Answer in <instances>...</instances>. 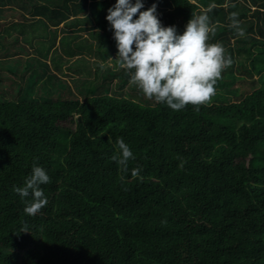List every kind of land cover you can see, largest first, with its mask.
Masks as SVG:
<instances>
[{
    "label": "trees",
    "instance_id": "1",
    "mask_svg": "<svg viewBox=\"0 0 264 264\" xmlns=\"http://www.w3.org/2000/svg\"><path fill=\"white\" fill-rule=\"evenodd\" d=\"M115 2L0 0V264H264V0H144L178 33L206 14L232 61L209 101L180 111L116 59L90 79L86 51L117 56ZM49 70L78 76L74 97ZM33 164L48 204L28 216L13 189Z\"/></svg>",
    "mask_w": 264,
    "mask_h": 264
},
{
    "label": "clouds",
    "instance_id": "2",
    "mask_svg": "<svg viewBox=\"0 0 264 264\" xmlns=\"http://www.w3.org/2000/svg\"><path fill=\"white\" fill-rule=\"evenodd\" d=\"M145 9L144 0H116L105 17L117 50L120 69L129 74L149 100L165 104L174 111L188 105L206 103L215 94V85L224 68L232 63L225 58L219 43H208L209 17H192L182 33L176 26H164L157 15V5ZM237 21L233 19V26ZM243 35V31H240ZM118 152L113 161L128 171L135 159L123 138L116 141ZM140 169H133L137 176ZM50 183L47 171L33 164L22 187L13 191L25 201L24 213L35 216L48 204L42 185ZM31 197V200L26 198Z\"/></svg>",
    "mask_w": 264,
    "mask_h": 264
},
{
    "label": "rangeland",
    "instance_id": "3",
    "mask_svg": "<svg viewBox=\"0 0 264 264\" xmlns=\"http://www.w3.org/2000/svg\"><path fill=\"white\" fill-rule=\"evenodd\" d=\"M81 35H82V37H86L85 39H90V37H89V33H86V32H81ZM79 56V55H78ZM77 56V57H78ZM85 56H86V59H87V61H88V63H89V69L91 70V73H92V75H91V77H90V79H93L94 78V75H93V73H94V71H95V69H96V66L98 67V66H101L102 67V70L101 71H104L105 69V67L106 68H110V69H116V67H115V65H114V63H113V60H115V59H117V56H114L113 55V57H111V58H108L107 60H104V61H102L101 59H99V58H97L96 56H95V54H94V51L92 52H87L86 51V54H85ZM76 58H74L73 60H75ZM104 69V70H103ZM50 71V74H53V75H57L58 77H59V79H60V82H64L65 83V85L68 87V89H69V91H71V94L69 95V97H74V93H73V91L72 90H74V88H73V83H72V79H77V77L78 76H76V75H72L71 73H67V72H63V74H60V73H58L57 71H55V70H49ZM99 81H101V82H103L100 78H99ZM114 81L115 80H112V84L114 83ZM107 83H108V81H106ZM243 86V89H245V90H247V91H249L250 90V88L248 87V85L246 84V85H242ZM237 87H238V85H237ZM108 88L110 89V88H112L113 89V86L112 85H109L108 86ZM112 92V91H111ZM117 92V91H116ZM118 93V92H117ZM122 95L124 96V97H127V93H129V89L128 88H126V89H124L122 92ZM112 94V93H111ZM113 95V94H112ZM62 96L64 97V98H66L67 97V94L65 93V92H63L62 93Z\"/></svg>",
    "mask_w": 264,
    "mask_h": 264
}]
</instances>
